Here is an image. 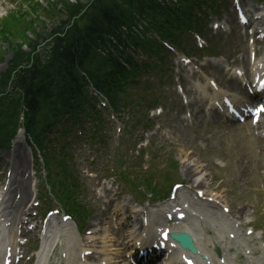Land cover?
<instances>
[{
    "label": "rangeland",
    "instance_id": "374dc122",
    "mask_svg": "<svg viewBox=\"0 0 264 264\" xmlns=\"http://www.w3.org/2000/svg\"><path fill=\"white\" fill-rule=\"evenodd\" d=\"M15 1V0H14ZM9 2V0H0V21L1 17L7 14V12H10L11 9H13L16 5L15 2ZM39 1L41 3H39ZM56 0H31V2H37V4H43L45 5L47 2H54ZM71 2L73 0H70ZM5 23V22H4ZM4 23H0V26H3ZM7 26L6 31L9 30H17L18 25L15 20L9 21L5 23ZM57 26V25H56ZM17 28V29H16ZM41 29V22H36V31H40ZM45 30H48V27L45 26ZM20 31V29H19ZM24 35H22L21 32H19V39L22 40ZM231 36V35H230ZM22 37V38H21ZM234 39V37H233ZM211 41V45L215 46V51H218V53H221L222 55H231L233 53V45L230 46L231 43H235V46L242 45V40L238 37L237 42L235 40L232 41V37H222L219 41H217V38H214ZM226 42V43H224ZM3 42L0 41V52L3 54L4 48H3ZM229 44V45H228ZM8 57V55H7ZM6 69V63H0V76L2 72ZM169 104V101L166 100V97L163 96V99L161 103ZM173 109H171L170 113L165 119V125L166 127H169V133L166 137L161 138L159 135L156 137V142L163 147L161 156L165 159L168 157V153L170 154L172 159H177L180 164H183L182 162L186 161H192L196 165L199 166L201 169V163H198V159H200L202 156H204V159H212V161L216 162V159H226L228 161V165L225 168V170H217L212 169V167L205 168L204 175L206 176L208 182L211 180V182H215L218 179L224 180L223 187H219V190H221V194L223 196L224 200H227L232 205V211H240V209L244 206H249L247 212L250 214L253 209L251 205L255 202L256 199L255 195H250L249 189L251 185L253 187H261L262 179L260 176V173L258 172L261 166H264V156L257 161L254 159L253 163L248 159V161L253 165L249 166L248 169H251V172L249 174V183H246V186H241L238 184V180L236 179V167L235 162L237 160V157L239 155H243L244 152L247 154V151L250 152L248 149L249 147L243 144L246 150L241 151V146L235 145L234 141L230 136H224L221 139L219 137H216L214 142L210 143L209 147L207 143H205L204 149L200 148L196 144L197 135H200L199 133L203 132V127L198 128V126L195 124L191 128H183L184 126L179 123L177 111L179 113V107L173 102ZM164 120V118H163ZM206 126V125H204ZM209 131L212 133L215 132L216 126L207 127ZM234 136L238 137V142L242 141L241 134H236ZM222 142V144H221ZM200 144V143H199ZM114 146H117V143H113ZM167 151V152H166ZM190 152H193L192 155H190ZM251 153V152H250ZM248 153V155L245 156H251V154ZM190 157H188L189 155ZM204 159H201V161H204ZM220 160V159H219ZM222 162V160H220ZM224 164V163H223ZM176 174H179V170H177ZM178 179L180 177V174L177 175ZM88 187L91 188V183L88 182ZM261 196V194H260ZM255 198V199H254ZM264 212V210H262ZM92 218V216H91ZM256 224L262 225L264 229V219L261 217V219H255Z\"/></svg>",
    "mask_w": 264,
    "mask_h": 264
},
{
    "label": "trees",
    "instance_id": "16d2710c",
    "mask_svg": "<svg viewBox=\"0 0 264 264\" xmlns=\"http://www.w3.org/2000/svg\"><path fill=\"white\" fill-rule=\"evenodd\" d=\"M116 1L118 2V0H94V4H91L87 10L88 12L83 15L85 24L82 28L73 24L64 33L60 29L53 30L54 34L61 35L57 36L53 43L54 48H59L53 55L60 58L62 63L66 61L63 68L72 62L71 59H74V61L77 58L82 59V61L87 62L86 65L90 75L104 89L115 87L119 79L121 80L130 76L129 72L113 57H102L99 54L92 56L91 54V51L96 46L102 48V46H106L109 42H117V29L119 25L129 23L131 20L128 11L123 10L120 14L116 13ZM142 1L144 0H121L122 4L125 5L138 4ZM84 7H80V5H67L64 8L67 11V15L71 18L79 14ZM192 9L193 6L189 2L182 4V16L190 14ZM147 14L150 17H158L159 27L153 22H150V27L157 29L159 32L163 30L165 37L177 25L172 21V18H176L175 9L169 5L164 6V8L151 5ZM34 64L38 67L37 60H35ZM67 69L70 68L68 67ZM30 72L27 70V74H30Z\"/></svg>",
    "mask_w": 264,
    "mask_h": 264
},
{
    "label": "bare ground",
    "instance_id": "6f19581e",
    "mask_svg": "<svg viewBox=\"0 0 264 264\" xmlns=\"http://www.w3.org/2000/svg\"><path fill=\"white\" fill-rule=\"evenodd\" d=\"M234 86H236L235 83L233 81H229L228 88L234 89ZM198 108L195 109L194 120H198L202 116V113L200 110H198ZM213 121L217 122L218 121L217 117H210L209 122L211 123ZM206 138L207 137L201 136V135L197 136L198 141H200L202 144L207 143V141H205ZM221 144H222V142H221ZM20 146H21V142H16L15 148H14V154L11 158V167L13 168V171L15 173V175L12 179V183L13 184L16 183L17 187L15 188V190L13 192H8L5 194V196L2 197V200L6 201L8 203H12L13 202L12 201L13 193L18 191L21 194L20 199L15 204V207H14L15 212L18 210V208H21L22 206H24L25 204H27L30 201V198H29L30 197V182H29V180L27 178H25L24 175L18 179L19 171L25 170L26 164H27L25 162L24 153L22 152L23 150L20 149ZM190 155H192V152H190ZM190 155L188 157H190ZM248 159H250V161L253 163V161H252L253 158L245 156V155L244 156L239 155L237 157L236 162H235L236 179L238 180L237 183L240 184L241 186H245V184L249 180V174L251 172V169H248L249 166L251 165V167H253V165L248 161ZM182 170H184L185 177L188 178V181L192 185L198 186L201 184V181H199L197 179V177L199 175L203 176L205 172H204V170H200L199 166L195 165L194 162L189 161V162L184 163L182 165ZM182 198H184V194L182 192H179L176 199H182ZM215 208L216 207L214 205H208L207 206V211L205 212L206 221L203 224L198 226V224L195 225L194 222H191L188 220L187 222L184 223L185 225L179 226L174 232L177 233L179 230H183V231L189 233L192 237L194 236L197 239V247L198 248L201 247L198 234L205 232V228L208 229V226L214 227L215 237H217L218 235L220 236L227 228L230 227L231 222L229 221L227 216L219 213L217 211V209L214 210ZM247 209H248V206L242 207L240 209L241 211L237 212L238 213L237 215L241 218L242 215L244 213H246ZM99 216H100L99 220H101L102 215L99 214ZM233 219L237 220L238 218L234 217ZM91 229H93V228H91ZM230 232L231 231H229L228 233H230ZM59 235H60V233H59ZM72 240H70V242H72ZM236 241H237L236 246L243 243V240L240 237H237ZM232 244H233V242L228 243L227 248L229 247V251H231L230 247ZM212 247H215L214 241L208 242L207 244H204L202 246L205 253H207L209 256L214 257ZM106 252H107V249H103L102 258L104 260H106L108 264H116V263L120 264L123 262V259L117 260V254H115V255L110 254V258H109V255H107ZM121 258H123V255ZM147 262H148V260L146 261V263ZM227 263L228 264H235V260L233 258H228ZM202 264H203V262H202Z\"/></svg>",
    "mask_w": 264,
    "mask_h": 264
}]
</instances>
